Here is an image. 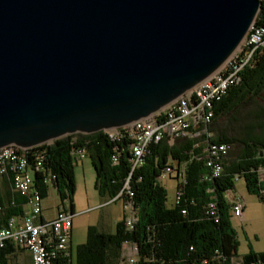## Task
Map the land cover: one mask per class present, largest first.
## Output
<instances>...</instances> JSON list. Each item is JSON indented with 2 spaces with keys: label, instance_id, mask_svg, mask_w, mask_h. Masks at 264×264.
<instances>
[{
  "label": "water",
  "instance_id": "water-1",
  "mask_svg": "<svg viewBox=\"0 0 264 264\" xmlns=\"http://www.w3.org/2000/svg\"><path fill=\"white\" fill-rule=\"evenodd\" d=\"M261 0H0V148L127 126L228 61Z\"/></svg>",
  "mask_w": 264,
  "mask_h": 264
},
{
  "label": "trees",
  "instance_id": "trees-1",
  "mask_svg": "<svg viewBox=\"0 0 264 264\" xmlns=\"http://www.w3.org/2000/svg\"><path fill=\"white\" fill-rule=\"evenodd\" d=\"M261 2L256 23L264 26V0ZM263 91L264 49H261L256 52L253 63L243 70L242 79L214 107L212 129L217 132L214 140L232 146L239 144L241 149L232 159V150L229 151L222 174L212 179L208 177L211 169L203 147L196 146L197 139H178L173 145L166 139L151 143L145 163L134 169L131 140L127 136L112 139L105 130L89 134L77 132L34 147L32 151L44 158L42 169L34 170L35 190L45 198L50 189L56 188L60 201L69 200L73 212L77 160L73 150L80 148L89 152L97 173L95 185L102 196L113 199L130 178L139 220L133 227L127 226L125 218L119 220L113 233L89 225L86 241L76 248L75 264H112L120 257L126 242L137 245L138 264H264V251L251 249L238 258L237 234L231 224L232 206L226 196L229 189L236 188V181L244 177L247 188L264 200V182L258 171L264 166V124L258 129L248 126L239 130L235 125L214 128L224 116L236 121L238 107ZM115 152L119 155L117 163L112 159ZM183 164L185 178L180 181ZM169 165L175 169L177 187L182 192L180 200L172 206L168 205V190L157 180ZM49 172L52 186L45 180ZM7 175L13 179L14 173ZM15 192L14 207L6 209L1 202L0 225H6L10 217L23 211L27 197ZM127 197L124 193L119 199L123 201ZM14 246L0 248V264H8L7 256ZM73 262L69 250L68 255L60 253L54 264Z\"/></svg>",
  "mask_w": 264,
  "mask_h": 264
},
{
  "label": "built area",
  "instance_id": "built-area-1",
  "mask_svg": "<svg viewBox=\"0 0 264 264\" xmlns=\"http://www.w3.org/2000/svg\"><path fill=\"white\" fill-rule=\"evenodd\" d=\"M256 21L257 18L252 23L243 43L213 75L211 74L193 89L156 113L144 119L135 120L125 127L105 130L112 139L127 136L131 140L133 169L145 163L151 143L166 139L173 145L178 139H197L199 142L196 146L203 147L204 158L211 169L209 179L222 174L225 159L232 145L225 141L214 140L215 132L212 129L215 117L214 107L229 88L242 79L243 70L253 63L256 52L264 49V26L258 25ZM34 147L38 146L22 148L16 145H6L0 148V176L13 172V189L27 197L23 213L10 217L6 225H0V248L13 244L19 249L30 251L33 258L32 264H54L60 253L69 254L75 213L69 207V200H65L58 204L54 218L43 217L44 197L34 188V170L42 169L44 158L41 154L32 151ZM73 154L81 159L86 156V151L77 148L73 150ZM112 159L113 163L119 162L117 152L113 154ZM180 170V181H183L185 178L184 164ZM258 171L261 181L264 182V166H261ZM173 173H175L174 167L167 166L157 178L158 182L163 183V179L172 178ZM129 179L128 177L123 191H120L112 200H118L124 193L128 195L123 199L122 207L125 211L127 226L133 227L134 223L139 220V212L132 198L134 191L129 184ZM45 180L52 186L50 172ZM262 192L264 193V189ZM181 193L180 188L177 187L176 203L180 200ZM226 196L232 206V215L244 221V210L246 209L244 197L238 193L237 188L229 189ZM1 202L0 198V211L3 208ZM211 206L215 208L214 203ZM125 247L138 254V247L135 243L126 242ZM120 264H138V258L129 251L128 255H122Z\"/></svg>",
  "mask_w": 264,
  "mask_h": 264
},
{
  "label": "rangeland",
  "instance_id": "rangeland-1",
  "mask_svg": "<svg viewBox=\"0 0 264 264\" xmlns=\"http://www.w3.org/2000/svg\"><path fill=\"white\" fill-rule=\"evenodd\" d=\"M237 120H232L231 117H222L218 122V127L231 128L233 125L239 130L244 127L258 129L264 124V91L257 97L250 100L243 107H238L235 112ZM217 132H215L216 136ZM239 144L232 146L230 154L231 159L235 158L240 151ZM82 160L75 161V183L76 190H74L75 216L73 219V248H71L74 264L76 262V248L86 241V234H88L89 225H99L104 217L111 220L113 214V228L112 232L116 230L115 220L122 217V200L113 201L107 196L99 194L96 188V170L92 164V158L88 151H86L85 166H82ZM176 165V164H174ZM175 176V173H173ZM245 178L241 177L236 181V188L238 193L245 198L247 207L245 209L246 220L242 222L237 216L232 215V226L237 234V255L241 259L243 255L248 253L251 249L261 252L264 251V200H262L257 193H252L247 188ZM177 180L175 178L163 179V185L168 190V205L172 206L175 201L177 193ZM56 194L51 191L49 202L54 203ZM109 205V206H108ZM131 252L133 256L138 258V254L134 250H129L128 247L122 249L121 256L128 255Z\"/></svg>",
  "mask_w": 264,
  "mask_h": 264
},
{
  "label": "crops",
  "instance_id": "crops-1",
  "mask_svg": "<svg viewBox=\"0 0 264 264\" xmlns=\"http://www.w3.org/2000/svg\"><path fill=\"white\" fill-rule=\"evenodd\" d=\"M85 158H86V156L84 158H81V159L78 158V160H82L81 163H82L83 167L86 164ZM175 176H176V174H175ZM175 176L172 177V178H175ZM13 188H14L13 187V179L10 176H8L6 174L0 176V198H1V200L3 202V205H4V207L6 209L7 208H12V207L15 206L14 202L17 199V194H16V192H15V190ZM55 189L56 188L50 189L48 196L44 198V204H43V217L44 218L52 219V218H54L56 216L57 207H58V204H60V196H59L58 192ZM51 191H54L55 194H56V200L54 201V203H50L48 201L49 197H50V194H51ZM118 200H121V199H118ZM75 204H76V201L74 199V204H73L74 205L73 206L74 212H76ZM174 204H175V201H174ZM246 207H247V203H246ZM122 210H123V215H122V217L116 218L117 220H115V224L119 220H123L125 218V211H124L123 207H122ZM244 212H245V210H244ZM22 213H23V211H22ZM22 213H19V214L21 215ZM245 220H246V215H245ZM241 221L244 222L243 220H241ZM97 227L100 230L106 231L107 233H113L112 232V228H113V214H111V220L108 221L107 218L104 217L103 220L101 221V223L99 225H97ZM73 233H74V231H73V228H72V233H71V238H70V248H69L70 252H71V248H73ZM7 257H8V260H9L8 264H32V261H33V258H32V255H31L30 251L25 250V249H19V247H15V246L10 251V253L8 254ZM121 260H122V258L121 259L118 258L112 264H120Z\"/></svg>",
  "mask_w": 264,
  "mask_h": 264
}]
</instances>
